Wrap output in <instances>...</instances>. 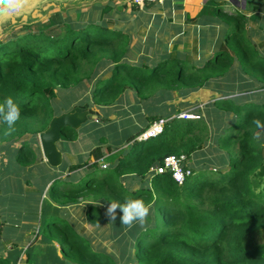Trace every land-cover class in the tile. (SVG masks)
<instances>
[{"label": "trees", "instance_id": "16d2710c", "mask_svg": "<svg viewBox=\"0 0 264 264\" xmlns=\"http://www.w3.org/2000/svg\"><path fill=\"white\" fill-rule=\"evenodd\" d=\"M255 1L249 18L264 6V0ZM225 6L224 1L207 0L195 19L188 17L197 22L214 11L225 26L220 34L223 44L201 67L177 57L134 64L129 59L131 39L101 22L108 16L116 22L109 3L94 4L87 10L77 8L73 17L63 9L45 22H28L20 30H11L0 41V104L11 98L20 108V118L11 127L0 120V143L25 135L37 137L54 117L51 102L57 98V90L82 86L93 79L96 86L90 99L97 107L110 106L133 90L144 100L175 91H196L226 75L234 62L242 75L264 88V59L247 37L248 16L227 11ZM211 108L231 114L233 132L222 140L230 163L220 179L207 181L201 178L203 174L191 170L192 175L177 185L166 173L151 177L147 188L135 191L120 181L127 176L144 180L150 168L165 157L184 155L189 159L202 150L210 129L216 128L219 120L212 117V124L197 114L195 120L168 119L162 134L145 142H133L143 129L137 131L128 138L112 170L93 173L84 184L62 192L65 200L75 196L95 202L87 210V220L93 226L104 223L99 207L102 201L123 203L134 198L155 207L158 218L153 227L138 230L127 226L128 235H134L133 255L127 256L124 264H264V127L253 122L264 125V104L236 105L229 98H221ZM99 121L105 122L102 118ZM64 137L75 140V131L63 129L61 139ZM92 155L94 162L85 164L89 168L96 167L103 156L100 149H94ZM33 158L31 146L18 150L20 164H29ZM124 231L118 239L125 246L128 238ZM64 240L59 264H118L105 250H92L84 236L68 233ZM19 255L13 261L6 257L0 264H14Z\"/></svg>", "mask_w": 264, "mask_h": 264}, {"label": "crops", "instance_id": "0c3cea01", "mask_svg": "<svg viewBox=\"0 0 264 264\" xmlns=\"http://www.w3.org/2000/svg\"><path fill=\"white\" fill-rule=\"evenodd\" d=\"M45 1H49L45 5L46 9L43 6ZM206 1L166 0L161 5L152 4L136 9L133 8V5L122 6L120 14L114 11L115 14L111 13L115 16L116 22H112L111 16L103 18L101 22L109 28L113 27L122 31L131 39L132 52L129 59L134 64L139 65L142 62L151 64L162 59L177 57L194 63L196 67H201L215 51L220 49L223 44V37L220 34L225 29L224 24L215 17L214 11L208 12L197 22L188 20V17L190 19L197 17ZM217 1H224L227 11L244 12L249 20L257 16L249 18L253 11V0L249 6L248 3L244 4L245 10L232 6L229 0ZM59 2L60 0H30L22 17L11 18L4 23L11 25L21 23L25 26L28 23L25 19L34 18L33 14L38 17L42 16L41 11L48 10L49 12L53 7L56 8L53 3H57L58 7L60 6ZM241 6L243 7V5ZM248 10L250 11L248 12ZM57 11L55 10V12ZM49 16L50 14L44 20L37 21L45 22ZM4 23H0V28ZM253 25H249L248 32L251 31ZM11 30L13 29L11 28ZM228 73L235 78V81H240L238 87H241V90L231 94L227 89L223 92L225 96L221 98H229L232 101L236 99L238 100L236 105L264 103V88L259 82L242 75L237 62L232 64ZM223 80V78L211 80L202 89L196 91H175L165 96L155 95L148 99L149 108L144 110V113H140L146 126L141 125V129L136 128L135 133L138 130H144L154 120L163 119L167 122L168 119L181 113L206 116L204 112L209 111L207 118L212 123L214 114L211 112V107L215 100L221 99L215 98L214 87L215 85L222 86ZM127 93L126 95H128ZM123 96L125 97V94ZM126 100L130 102L129 99ZM133 101L135 102V100ZM256 101L259 102L256 103ZM88 105L93 107L90 103ZM97 110L101 111L100 108ZM132 135L134 134L132 133ZM84 136L80 134L78 140L83 142ZM75 142L76 140L64 142L61 139L57 143V148L62 154V163L55 168L49 166L44 160L38 135L37 137L25 135L10 143H0V260L9 257L13 261L20 253L19 260L14 264H59L61 243L65 241V235L72 233L87 239L91 237L94 226L87 220V210L95 202L88 198L77 200L75 196H69L68 200H65L62 195V192L84 184L93 174L92 168L85 164L88 161H90L89 163L94 162L90 155L94 146L89 143L84 148L79 146L76 148L74 147ZM126 143L123 142V148L126 147ZM24 145L31 146L34 151L32 162L25 165L20 164L17 159L18 150ZM206 147L207 144L202 150L194 152L189 159L195 158ZM122 149L114 148L110 152H106L100 159L102 161H98L100 170H102V163L108 166L107 169L110 168L109 159H112L116 164ZM103 152L105 151L103 150ZM80 153H83L85 157L87 155V158L89 155V160L83 159ZM189 159L186 164L194 171ZM74 165L83 166L73 171L70 168ZM150 178L151 176L148 174L146 180L149 181ZM120 181L123 185H128L132 191L141 187L140 180L135 177H123ZM53 185L56 188L53 189ZM101 205L104 206L101 207ZM107 206L106 202L99 203L104 218L102 224L106 227L109 224L104 215ZM120 215V210L117 208L116 221L110 223L112 235L108 237V240H112L114 245L120 244L118 239V235H121L119 230ZM122 226L125 227V225ZM89 242L91 243L90 240ZM27 258L31 259V262H26Z\"/></svg>", "mask_w": 264, "mask_h": 264}, {"label": "rangeland", "instance_id": "374dc122", "mask_svg": "<svg viewBox=\"0 0 264 264\" xmlns=\"http://www.w3.org/2000/svg\"><path fill=\"white\" fill-rule=\"evenodd\" d=\"M255 2L259 3L260 1L256 0ZM47 3H49V1H45L43 3V6H45ZM59 3L60 6L58 7L56 5L57 3H53L54 6H56L55 9L53 7L54 10L52 9L49 12L48 10H46L45 12L44 10L41 11L42 16L39 15L38 17V15L33 14L34 18L30 19L29 17V19H25L26 23L34 22L42 19L44 20L47 17V15L49 14L52 15L53 13H56L55 10L57 11L59 8L60 9L57 12L63 13V9H68L70 15L73 17V11L78 10L77 8L84 10L85 8H88L94 4H99L100 6H104L109 3L113 6L114 12L120 11L122 6L132 5L131 0H95V1L82 0V2H80V0L72 1V2L60 0ZM234 3L238 4L240 8L242 7L241 5H243L242 0H234ZM247 3L248 6L251 5L252 0H246L245 5ZM62 4H64L65 6H63ZM231 4L232 6H234L233 3ZM44 9H46V6L44 7ZM249 9H251V7H249ZM249 11L250 10H248V12ZM114 12L113 14H115ZM8 24L10 23H4L1 25L0 41L2 38L5 39L6 35L10 34L11 28L13 30H20V28L23 27L21 23H15L12 25L11 24L8 25ZM249 25L250 26L253 25L250 32H248ZM246 30H247V37L249 38L254 50L258 52V54L264 59V44H263L264 43V6H260L259 12L255 18H253L252 20L247 19ZM96 76L98 78L102 77V75L98 73ZM222 78L224 79L223 85L222 86L215 85L214 87V91H216L215 98H221L225 96L223 92H225L227 89L231 94L237 93L241 90V87H238V83L240 81H235V78L231 76L229 73L224 75ZM94 86H96V82L93 79L91 81L84 82L82 86L78 85L68 90L58 89L57 98L55 100H52L51 102V106L53 110L52 114L54 116H58L62 113L68 112L75 106L84 105L85 101L86 104L88 103L91 104L90 97ZM127 92L128 95L125 94L124 97L123 96L124 94H122L119 97L120 98L119 100H117L114 104L107 106L106 108L96 107V106H93L92 108L89 107L95 111L98 108H100L101 111L98 112L97 110V112L99 113L100 117L105 120V122H100V121L96 122L90 120L87 123L83 124L79 130L75 131L76 144H74V147L77 148L79 146L80 148H84L86 144L89 145V143H92L94 147L90 152L91 157H93L92 151L94 149H100L101 153L104 155L106 152H108L109 149L110 150L114 148L122 149L124 147L123 142H127L128 137L132 135V133L135 134L134 130L136 128L139 127V129H141L142 127L141 125H144L143 118H141L140 113L141 112L144 113V110L149 108L148 101L144 99H140L138 95L134 92V90ZM126 99H129L130 102H128ZM133 100H135V102ZM233 102L235 104H238V100L236 99ZM257 102L259 101H256V103ZM211 112L214 114V117L218 118L219 124L216 128L210 129L208 135L207 147L198 155H196L195 158H192L191 160L189 159V163L195 169V173L203 174L204 176L201 178L207 181L217 180L224 176L226 169L230 163V155L228 154V150H226L222 146V142H223L222 140L227 135L232 134L233 132L232 128H230L231 127L230 124L232 125L230 121L231 114L224 115L221 111L216 109L211 110ZM204 113L206 114L207 117L208 114L207 111H205ZM80 134L85 135L82 139L83 142H80L78 140ZM75 140H73V142ZM62 141L71 142L72 140H69L68 138L64 137L62 138ZM103 150L105 152H103ZM80 155L82 156L83 159L87 158V155L85 157L83 153H80ZM87 160H89V155ZM108 161L111 164L109 169L112 170L114 168L115 163L112 159H109ZM89 162L90 161H88V163ZM91 172L96 175L102 174L103 171L100 170L98 162H97V166L91 169ZM140 183H141V187H145V188H147L150 185L149 181L146 179L140 180ZM148 207H149V214L146 218L145 223L142 226L139 223H136L132 227H136V229L138 230L148 228V225L149 227H153L152 225L156 223V219L158 218V216L156 214V210L153 205H150ZM110 223L111 222H109L108 227H106L104 224H101L100 226L97 227L94 226L93 232H91L92 233L91 237H88V240L91 241L90 248L92 250L95 249L97 251L105 250L106 253L111 254L117 260L118 264H124L126 262L127 256L133 255L132 238L134 235H128L127 232L128 227L125 226L126 227L125 229V227H123L120 224L119 230L122 233L125 229L124 231L125 237L128 238V240H126V244L127 243L131 244V246L129 247L128 245L125 244L126 246L125 248L124 244L122 243H120L119 245H114L112 240L110 239L108 240V237L112 235V230L110 228L112 223L111 224ZM118 236H120V234ZM123 246H124V251L121 252ZM129 264H131V261Z\"/></svg>", "mask_w": 264, "mask_h": 264}, {"label": "clouds", "instance_id": "9594fccd", "mask_svg": "<svg viewBox=\"0 0 264 264\" xmlns=\"http://www.w3.org/2000/svg\"><path fill=\"white\" fill-rule=\"evenodd\" d=\"M29 4L30 0H0V23H4L11 18L22 17ZM19 118L20 108L11 98H7L4 104H0V120L9 127L14 125ZM253 122L258 127H264V125H260L259 121ZM103 206L101 205V207ZM117 208L121 213L119 222L129 228L136 223L142 226L149 214V207L141 199L129 198L123 203L111 201L104 213L109 222L116 221Z\"/></svg>", "mask_w": 264, "mask_h": 264}, {"label": "water", "instance_id": "95a60500", "mask_svg": "<svg viewBox=\"0 0 264 264\" xmlns=\"http://www.w3.org/2000/svg\"><path fill=\"white\" fill-rule=\"evenodd\" d=\"M229 1L234 6L239 7L238 4L234 3V0ZM245 2L246 0H242V9H244ZM99 118V113L89 108L88 104L75 106L68 112L54 116L47 128L38 134L41 153L46 163L53 168L61 165L62 154L57 148V143L61 140V132L63 129L70 128L76 131L88 121H98Z\"/></svg>", "mask_w": 264, "mask_h": 264}, {"label": "built area", "instance_id": "2783aa9c", "mask_svg": "<svg viewBox=\"0 0 264 264\" xmlns=\"http://www.w3.org/2000/svg\"><path fill=\"white\" fill-rule=\"evenodd\" d=\"M166 0H131L132 5L137 7L145 6L146 4L161 5ZM178 119L183 120H195L199 117L190 113H181L177 115ZM166 121L163 119H157L152 122L144 129L141 133L136 135L133 142H145L150 139H154L162 134ZM187 158L184 155L174 156L170 155L163 159L162 163L150 168L148 174L153 177L156 175L170 174L171 178L177 185H182L187 178L192 175V171L189 167H186ZM102 161V160H100ZM108 166L104 163L101 164V169L105 170ZM180 177L179 179L177 177ZM1 226V222H0Z\"/></svg>", "mask_w": 264, "mask_h": 264}, {"label": "snow or ice", "instance_id": "6c2138e0", "mask_svg": "<svg viewBox=\"0 0 264 264\" xmlns=\"http://www.w3.org/2000/svg\"><path fill=\"white\" fill-rule=\"evenodd\" d=\"M177 178L179 179L180 177L178 176Z\"/></svg>", "mask_w": 264, "mask_h": 264}]
</instances>
